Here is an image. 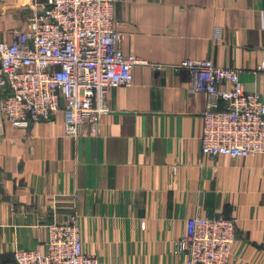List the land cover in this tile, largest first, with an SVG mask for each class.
Here are the masks:
<instances>
[{"label": "crops", "instance_id": "crops-1", "mask_svg": "<svg viewBox=\"0 0 264 264\" xmlns=\"http://www.w3.org/2000/svg\"><path fill=\"white\" fill-rule=\"evenodd\" d=\"M35 7L0 0V41ZM113 16L117 48L144 62L106 91L95 133L65 136L61 111L27 127L0 114V264L15 248L42 250L45 225L70 218L98 264H182L174 242L195 214L235 218L227 264H264V152L202 154L205 91L173 69L210 59L264 100V0H114Z\"/></svg>", "mask_w": 264, "mask_h": 264}, {"label": "built area", "instance_id": "built-area-1", "mask_svg": "<svg viewBox=\"0 0 264 264\" xmlns=\"http://www.w3.org/2000/svg\"><path fill=\"white\" fill-rule=\"evenodd\" d=\"M27 24L10 42L0 41V114L15 127L62 112L63 133H95L109 88L129 85L144 60L117 48L114 0H33ZM173 69L191 72V87L205 91L200 152L243 157L264 152V100L244 90L238 70L207 58L181 60ZM256 71L264 73V48ZM228 84V86H224ZM174 167H172V171ZM44 248H15L12 264H98L83 250L73 218L45 225ZM234 217L195 214L174 242L182 264H227L235 243Z\"/></svg>", "mask_w": 264, "mask_h": 264}, {"label": "trees", "instance_id": "trees-1", "mask_svg": "<svg viewBox=\"0 0 264 264\" xmlns=\"http://www.w3.org/2000/svg\"><path fill=\"white\" fill-rule=\"evenodd\" d=\"M11 257H12V254H11Z\"/></svg>", "mask_w": 264, "mask_h": 264}]
</instances>
